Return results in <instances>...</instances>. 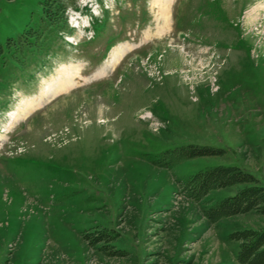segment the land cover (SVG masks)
<instances>
[{
    "label": "rangeland",
    "instance_id": "obj_1",
    "mask_svg": "<svg viewBox=\"0 0 264 264\" xmlns=\"http://www.w3.org/2000/svg\"><path fill=\"white\" fill-rule=\"evenodd\" d=\"M44 2L0 0V264H240L231 235L264 216L204 211L244 185L181 184L264 187V0H75L69 33Z\"/></svg>",
    "mask_w": 264,
    "mask_h": 264
},
{
    "label": "trees",
    "instance_id": "obj_2",
    "mask_svg": "<svg viewBox=\"0 0 264 264\" xmlns=\"http://www.w3.org/2000/svg\"><path fill=\"white\" fill-rule=\"evenodd\" d=\"M74 3L75 0H45L43 4L45 26L56 28L61 33H69L68 11ZM32 33L35 34L34 38L37 45L41 31ZM28 34L31 33L28 32ZM33 45L34 43L28 44L30 48L36 46ZM181 151H183L181 160L222 153V151L210 147L194 145L184 147ZM181 185L186 196L196 202L202 201L212 191L244 185L235 195L218 200L206 208L204 216L212 223L250 212L264 216V187L258 184V180L253 175L239 167L217 166L207 168L188 177ZM107 239L109 238L106 232L97 237L98 241ZM231 239L239 242L237 260L240 264H264V228L237 231L231 235Z\"/></svg>",
    "mask_w": 264,
    "mask_h": 264
},
{
    "label": "bare ground",
    "instance_id": "obj_3",
    "mask_svg": "<svg viewBox=\"0 0 264 264\" xmlns=\"http://www.w3.org/2000/svg\"><path fill=\"white\" fill-rule=\"evenodd\" d=\"M166 12V11H165ZM166 14V13H165ZM121 58V52H119L118 49H116L110 57V61L108 63L109 67H115V65L120 61L119 59Z\"/></svg>",
    "mask_w": 264,
    "mask_h": 264
}]
</instances>
